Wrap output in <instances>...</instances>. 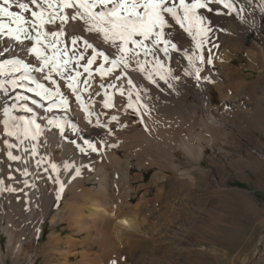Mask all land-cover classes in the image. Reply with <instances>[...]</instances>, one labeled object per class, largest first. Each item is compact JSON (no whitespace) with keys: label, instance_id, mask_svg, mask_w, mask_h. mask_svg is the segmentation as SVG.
<instances>
[{"label":"bare ground","instance_id":"6f19581e","mask_svg":"<svg viewBox=\"0 0 264 264\" xmlns=\"http://www.w3.org/2000/svg\"><path fill=\"white\" fill-rule=\"evenodd\" d=\"M184 2L191 4L193 0ZM202 2H207L212 10L196 9L197 15L204 19L202 25L193 26L198 31L201 27L210 29L206 35L200 33L199 47L192 32L166 14L165 19L171 25L164 29L163 39L170 41L167 53L163 51L166 47L163 40L159 45L152 44L154 36L144 41L150 50L147 54L145 49L129 43L127 47L133 49L127 53L129 66L125 68L121 64L111 73L102 75L96 69L102 64L105 69L112 67L111 61L121 54L120 41L117 40L115 46L111 41L105 43L102 34L87 32L88 26L82 20H69L63 26L65 34L58 37V48L66 49L68 55L64 58L71 60L64 75L53 72L52 79L45 80L39 72L30 73L44 88L50 89L46 94L48 98L38 94L43 89H37L31 79L19 81L21 72L12 71L7 78L0 74V81L15 79L23 84L12 87L4 83L0 87V264H6L2 235L7 238V254L15 258L42 235L43 222L49 216L52 222H65L74 234L82 236L78 242L66 235L50 234L46 244L50 255L59 245L63 250L66 247V251L77 243L83 247L79 260L75 263L65 260L61 264H102L104 259L112 264L122 253L135 252L137 243L142 241L149 243L143 244L148 253L162 256L165 251H175L176 230L169 231V226L180 219L182 212L189 215L191 211L194 164L200 161L206 146H211L218 132L223 131L226 118L240 116L249 127L257 114L256 107L248 110L246 101L238 96L244 89L242 85L248 82L247 76L235 67V58L246 53L250 61L245 65L250 68L264 61L263 45L257 41L250 43L260 47L259 52H255L249 50L245 42L250 29L261 30L264 0ZM179 3L180 0H167L169 7ZM225 3L231 7L226 8ZM31 7L38 11L35 6ZM10 10L19 11L15 3ZM75 10L64 9L62 14L71 16ZM100 10L99 6L95 9ZM179 12L183 15L182 9ZM24 15L32 19L30 12ZM0 19L8 22L6 16ZM187 25L185 21V27ZM59 29V20L55 25L44 26L45 31ZM31 31L32 35L36 34L34 29ZM73 36H82L97 51L108 56L107 61L102 56L94 60L90 66L91 75L84 71L83 65L92 56V49L85 50L83 40L73 45ZM261 36L264 41V35ZM134 39L143 38L136 36ZM34 43L28 40L20 43L7 36L0 38V60L9 55L39 67L35 53L28 52ZM5 48L9 50L5 52ZM225 49L229 54L219 59V52ZM45 51L52 54L50 48ZM81 53L84 59L77 64L71 58ZM200 56L204 57L203 61L197 59ZM209 58L211 64L207 63ZM138 61L143 64L144 71L140 70ZM20 68L25 73L26 70ZM47 71L45 68L44 74ZM77 72L81 75L76 77L77 91L73 93L67 86V77H75ZM57 86L59 93L67 98L66 105L56 94ZM213 90L218 92L217 103L211 99ZM248 90L253 94L254 90ZM105 101L111 106L106 107ZM5 109L9 110L7 115ZM113 116L117 119L113 120ZM6 120L8 131L14 135H8L5 130ZM9 152L20 159H9ZM132 168L136 169L134 174H131ZM149 168L154 171L150 180L143 183L144 170ZM169 172L173 173L172 177ZM165 179L169 180L165 183ZM169 187L173 193L167 196L165 191ZM59 194L64 195L63 205L51 213ZM22 201L26 210L20 205ZM20 216H24L21 218L24 222ZM163 219L168 230L157 231ZM189 220L181 218L176 224L188 228ZM142 227L147 228L149 235L142 232ZM190 228H185L184 237L188 242L192 240ZM263 236L264 229L259 239ZM115 251L118 252L116 257ZM255 252L254 247L248 259ZM67 256L68 253L63 254L65 259Z\"/></svg>","mask_w":264,"mask_h":264},{"label":"rangeland","instance_id":"374dc122","mask_svg":"<svg viewBox=\"0 0 264 264\" xmlns=\"http://www.w3.org/2000/svg\"><path fill=\"white\" fill-rule=\"evenodd\" d=\"M190 31L198 45L202 40V37H199L200 31L196 30V26H192ZM262 34L264 35V15L261 19V30L250 29L247 34L245 42L249 44L247 46L249 50L259 52L260 47L256 48L250 44L254 41L264 47ZM226 51L227 49L219 52L222 56H219V59L229 54V51L228 53ZM235 59V67L247 76L248 82L242 85L244 89L238 96L246 101L245 106L248 110L256 107L257 111L251 126H245L240 116H229L224 120L223 131L218 132L215 141L211 146H206L204 155L194 164V201L191 203L193 204L191 211L189 215L186 214L187 212H182L187 216L181 215L180 219L170 223L172 226H169V231L171 228L176 230L175 251H165L162 256L157 253H148L143 245L147 242L144 243L141 240L142 242L137 243L135 252H121L122 255H119L121 254L119 252L116 263L119 264L121 260H124L127 264H264V236L259 239L264 229V61L250 68L245 65L247 61H250L246 53L239 54ZM248 89L254 90L253 94L250 95ZM245 96L247 97L244 99ZM211 99L213 103L219 101L217 90L211 91ZM135 171L136 169L132 168L131 174ZM153 171L154 168L144 170L143 183L150 180ZM170 176L172 177L173 173L169 172ZM167 180L165 179V183ZM171 193L173 190L169 187L165 194L168 196ZM179 196L185 197L183 193H179ZM63 199L64 195L59 194L51 213L62 207ZM134 201L135 198L132 202ZM22 203L24 202L22 201L20 205ZM22 205L24 208L25 205ZM21 206L19 209H22ZM23 217L20 216V220ZM181 218L190 219L191 228L185 227L190 228L192 232L190 242L184 237L186 229L177 225ZM163 220H161L162 223L160 221L161 226L157 227V231L167 228L165 219ZM142 230L149 235L147 228L142 227ZM27 233L29 234V230ZM51 233L66 235L78 242L82 238L81 235L74 234L73 230L66 227L65 222H52L49 216L43 222L42 235L35 238L33 244L29 248L26 247L23 254L15 258L11 257L10 253L7 254V238L5 234L2 235L6 264H61L65 260L73 263L79 260L83 247L78 243L75 247L69 248L70 250L67 249L68 251L66 247L63 250L60 245L59 248L56 246L55 252L50 255L46 244ZM158 234H156L157 240L160 235ZM141 238L144 236L141 235ZM254 247L255 255L248 259ZM116 252H114L115 257ZM64 253L69 255L66 259L63 257ZM105 260L108 259H104L101 263L110 264L109 260Z\"/></svg>","mask_w":264,"mask_h":264},{"label":"snow or ice","instance_id":"6c2138e0","mask_svg":"<svg viewBox=\"0 0 264 264\" xmlns=\"http://www.w3.org/2000/svg\"><path fill=\"white\" fill-rule=\"evenodd\" d=\"M215 2L220 3L221 0H215ZM13 3H15L19 11L14 12L10 10ZM109 4L112 5L111 8L108 7ZM31 6H35V9H38V11L33 10ZM98 6L101 10L95 11ZM224 6L226 8L231 7V5L227 3H225ZM69 8H75V13L71 16L66 13L62 14V10ZM140 8L143 9L142 12L138 11ZM199 8H208V3L202 2V0H193V3L186 4L184 0H180L179 5L173 4L169 7L167 6V0H59L58 3L55 2V0H29V2H24V0H2V3H0V17H8V22L5 23L3 19H0V38L7 36L20 43H23L24 40L34 41L35 43L28 49V52L35 53L39 61V67L14 58L0 63V74H3L6 66H11V71L13 72H18L20 71V67H23L26 71L19 78V81L22 82L31 79L33 83H36L37 89H43V92L38 94L45 95V98H48L46 94L50 92V89L44 88V86L38 83L35 77H32L30 73L32 71L39 72L43 74L45 80L52 79L53 72L61 76L64 75L71 60L64 58L68 55L66 49L58 48L60 44L58 37L65 34L63 26L67 24L69 20H82L84 24L88 26L86 31L89 33L102 34L105 43L111 41L115 46L116 41H120L118 47L121 54L111 61L112 67L105 69L102 64L96 69L97 72L106 75L121 64H123L125 68L129 66L127 53L133 51V49L127 47L129 43L145 49V53L147 54L150 50L147 49V45H145L144 41L154 36L155 38L152 40V44L154 46L159 45L163 40V43L166 45L163 51L167 53V45L170 44V41L163 39L164 29L166 26L171 27V25L168 20L165 19V15H170L177 24L184 27L186 31H190L194 24L202 25L204 18L198 16L196 13V9ZM179 9L183 10V15H180ZM208 10L211 11L212 9L208 8ZM26 12L31 13V20L25 17L24 13ZM46 12L47 15H45ZM57 20L60 21V29L58 31L44 30L46 24L55 25ZM185 21L188 22L187 27H185ZM32 29L36 31L35 35H32ZM199 31L201 34L206 35L210 29L201 27ZM49 36L52 37L51 40L47 39ZM136 36H140L143 39H134ZM79 40H83L85 50L92 49V56L88 57L87 63L83 65L84 71L91 75L90 66L93 64L94 60L102 56L104 60L107 61L108 56L102 51H97L93 44L89 43L88 40L84 39L82 36H73L71 42L73 45H76ZM38 45L42 47H38ZM199 46L198 44L197 47ZM171 47L176 48V45L171 44ZM49 48L52 50L51 55H48L47 51H45V49ZM8 50V48L4 49L5 52ZM71 59H75L77 64H79V60L84 59V55L81 53L79 57H73ZM197 59L203 61L204 57L200 56L197 57ZM137 63L140 70L144 71L143 64H140L139 61ZM207 63H212L211 58L207 60ZM45 68L48 69L46 74H44ZM80 75L81 73L77 72L75 77H67V86L73 93L77 91L76 77ZM117 79H119V77H117ZM149 79H151V75H149ZM197 79H199V70H197ZM52 82L53 84L56 83L55 80ZM4 83L11 84L12 87L23 86L22 83L18 84V81L15 79L0 81V87H3ZM129 83L131 84V80H129ZM29 91H35V89H29ZM56 94L62 97V103L66 105L67 98L63 97L62 93H59L58 86ZM77 99H79V96H77ZM105 106L108 107L111 105L105 101ZM8 111V109H5L6 115ZM29 111H31V109H29ZM112 119L115 120L117 117L113 116ZM5 130L8 132V135L15 134L12 131H8L7 120L5 121ZM85 143L94 151L96 150L94 145L87 141H85ZM8 157L11 160L20 159V157L14 156L11 152L8 153ZM52 167L55 169L56 165H52ZM62 187L63 186H61V190ZM8 190L11 191L12 189ZM112 264H116V261H113Z\"/></svg>","mask_w":264,"mask_h":264}]
</instances>
